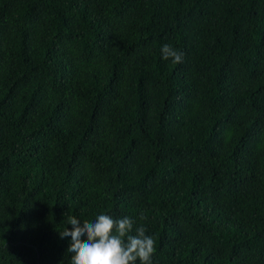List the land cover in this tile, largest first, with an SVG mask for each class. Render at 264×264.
I'll return each instance as SVG.
<instances>
[{"label":"trees","instance_id":"obj_1","mask_svg":"<svg viewBox=\"0 0 264 264\" xmlns=\"http://www.w3.org/2000/svg\"><path fill=\"white\" fill-rule=\"evenodd\" d=\"M99 214L153 264H264V0H0V264Z\"/></svg>","mask_w":264,"mask_h":264},{"label":"clouds","instance_id":"obj_2","mask_svg":"<svg viewBox=\"0 0 264 264\" xmlns=\"http://www.w3.org/2000/svg\"><path fill=\"white\" fill-rule=\"evenodd\" d=\"M164 60L173 63L184 62L185 54L170 45L161 48ZM145 217L141 215L140 219ZM68 224L60 232L61 238L71 237L67 252L71 254V264H153L155 239L146 234L147 229L136 220L125 216L114 219L107 214H99L94 220L69 217ZM133 231L135 234H132Z\"/></svg>","mask_w":264,"mask_h":264}]
</instances>
